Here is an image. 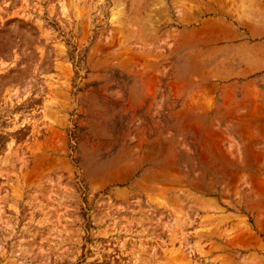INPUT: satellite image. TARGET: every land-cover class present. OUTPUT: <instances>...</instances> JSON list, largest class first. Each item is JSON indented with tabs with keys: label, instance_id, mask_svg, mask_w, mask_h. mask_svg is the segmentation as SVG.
Returning a JSON list of instances; mask_svg holds the SVG:
<instances>
[{
	"label": "rangeland",
	"instance_id": "374dc122",
	"mask_svg": "<svg viewBox=\"0 0 264 264\" xmlns=\"http://www.w3.org/2000/svg\"><path fill=\"white\" fill-rule=\"evenodd\" d=\"M0 264H264V0H0Z\"/></svg>",
	"mask_w": 264,
	"mask_h": 264
},
{
	"label": "bare ground",
	"instance_id": "6f19581e",
	"mask_svg": "<svg viewBox=\"0 0 264 264\" xmlns=\"http://www.w3.org/2000/svg\"><path fill=\"white\" fill-rule=\"evenodd\" d=\"M241 57V56H240ZM228 58V57H227ZM258 240V239H257Z\"/></svg>",
	"mask_w": 264,
	"mask_h": 264
}]
</instances>
